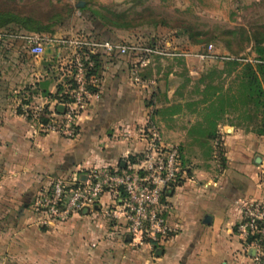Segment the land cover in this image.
Here are the masks:
<instances>
[{"label":"crops","instance_id":"obj_1","mask_svg":"<svg viewBox=\"0 0 264 264\" xmlns=\"http://www.w3.org/2000/svg\"><path fill=\"white\" fill-rule=\"evenodd\" d=\"M21 45L0 46V53L9 59L0 62V264L236 262L239 243L233 241H238L234 226L241 214L237 205L258 201L264 193L258 184L259 168L254 164L264 145L233 129L224 130L227 156L216 185L211 172L195 167L167 195V225L174 235L160 249L122 238V227L104 216L112 207L106 194L91 212L40 224L31 205L54 180H70L72 176L84 180L94 168H122L128 158L142 154L147 144L144 133L151 130L164 143L169 137L185 145L189 141L178 131L163 130L160 124L148 126L146 95L131 87L132 59L117 53H110L109 58L100 56L97 89L76 120V136L65 138L43 131L40 116L46 119L54 115L59 102L45 93L52 97L68 94L61 72L72 52L54 44L34 60ZM54 62L59 73L51 76L49 69ZM35 101L42 113L25 117L21 107L31 109ZM158 250L160 255H156Z\"/></svg>","mask_w":264,"mask_h":264},{"label":"rangeland","instance_id":"obj_2","mask_svg":"<svg viewBox=\"0 0 264 264\" xmlns=\"http://www.w3.org/2000/svg\"><path fill=\"white\" fill-rule=\"evenodd\" d=\"M1 33L135 48L127 54L132 59L130 81L133 89L146 95L148 126L160 124L163 130L178 131L189 141L185 145L169 137L164 143L158 137L161 143L179 149L184 179L199 167L213 174L212 184L216 185L227 156L225 128L259 139L264 145V134H258L261 117L253 104L243 103L238 93L240 69L229 61L205 58L211 50L218 58L253 63L255 46H264V0H0ZM17 42L21 41L3 40L0 46H16ZM60 46L72 52L61 72L69 93L75 88L74 73L69 68L75 50L68 44ZM95 49L92 67L85 64L87 78L97 77L101 55L110 57L103 48ZM145 49L152 52L145 53ZM80 51L88 52L86 48ZM6 59L0 53V62L9 60ZM55 63L49 69L51 76L59 73ZM66 102L68 97L62 101ZM30 108L39 109L40 103L35 101ZM153 133L154 130L144 133L147 141ZM261 157L262 163L256 166L258 184L264 188V150ZM259 200H264V193ZM244 224L241 213L234 226L238 241H233L239 243V250L235 252L237 256L232 255L236 259L233 264H253L247 253L252 239L247 228L242 227ZM115 226L120 227L119 223ZM173 235L172 230L168 240ZM151 245L152 249L162 247Z\"/></svg>","mask_w":264,"mask_h":264},{"label":"built area","instance_id":"obj_3","mask_svg":"<svg viewBox=\"0 0 264 264\" xmlns=\"http://www.w3.org/2000/svg\"><path fill=\"white\" fill-rule=\"evenodd\" d=\"M20 40L29 56L39 58L46 48L54 44H68L75 50V58L71 61L74 73L75 88L66 96L69 102H57L63 108V114L47 117V123L41 125L45 132H55L65 138L76 136V120L84 109L92 91L97 89L95 77H86L87 67H92V55L95 48L104 51L126 55L135 48L103 43L101 45L85 42H62L45 36H16L7 33L0 34L3 40ZM87 53H81V49ZM211 49V46H209ZM145 53L152 52L149 49ZM207 59L229 61L218 58L208 51ZM85 64L88 65L85 67ZM91 86L90 88L88 87ZM25 117H38L42 109L30 110L21 107ZM217 143V141L215 142ZM134 162L126 160L120 169L94 168L81 180L73 176L70 180L56 179L51 186L41 191L31 205V212L38 217L40 224L62 222L72 216L91 212L104 194L109 197L112 209L108 208L104 216L122 227L123 236L131 242L163 245L167 242L172 229L167 225L170 205L167 195L184 179L185 172L181 164L180 151L176 146L163 144L156 134L147 141L145 150ZM241 213L245 216L248 235L252 241L247 247L253 264H264V200L250 203H239Z\"/></svg>","mask_w":264,"mask_h":264},{"label":"trees","instance_id":"obj_4","mask_svg":"<svg viewBox=\"0 0 264 264\" xmlns=\"http://www.w3.org/2000/svg\"><path fill=\"white\" fill-rule=\"evenodd\" d=\"M255 55L256 58L253 60V63H239L236 60H229V64H232L236 69L239 70V95L245 105L250 103L254 105L256 113L261 117L262 129L258 132L259 135L264 134V46L257 44L255 46ZM61 88H58V92H61ZM48 98L56 99L59 102H62L67 98L65 95L52 97L51 95L45 93ZM64 98V99H63ZM55 114L61 116L62 114L58 111V108L54 110ZM20 113V112H19ZM39 123L44 125L47 123V120L42 114L39 118ZM141 156H138L140 158ZM130 162H134L135 158H128ZM121 168V167H120ZM119 168V169H120ZM262 183L264 185V164L262 170Z\"/></svg>","mask_w":264,"mask_h":264},{"label":"water","instance_id":"obj_5","mask_svg":"<svg viewBox=\"0 0 264 264\" xmlns=\"http://www.w3.org/2000/svg\"><path fill=\"white\" fill-rule=\"evenodd\" d=\"M58 111L59 112H62L63 111V108L62 107H59L58 108ZM262 163V157L261 156H256L255 158H254V164L255 165H260ZM127 240H129V238H127ZM160 250H158L157 252H156V255H160Z\"/></svg>","mask_w":264,"mask_h":264}]
</instances>
